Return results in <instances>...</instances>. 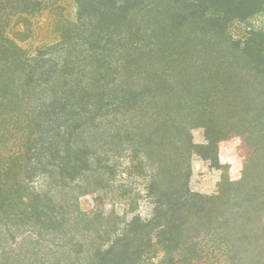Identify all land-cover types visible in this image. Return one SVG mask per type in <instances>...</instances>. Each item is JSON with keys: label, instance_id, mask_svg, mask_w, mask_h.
Wrapping results in <instances>:
<instances>
[{"label": "trees", "instance_id": "1", "mask_svg": "<svg viewBox=\"0 0 264 264\" xmlns=\"http://www.w3.org/2000/svg\"><path fill=\"white\" fill-rule=\"evenodd\" d=\"M75 1L60 40L29 51L10 30L55 0H0V127L28 130L15 166L0 170V264H264V48L168 46L162 34L168 25L181 41L190 18L219 34L244 4L184 0L153 30L158 0ZM198 60L210 65L197 67V87L188 65ZM195 127L206 147L245 144L241 179L226 175L216 195L190 188ZM125 153L144 181L124 190L132 217L83 210L84 195L112 191ZM32 163L29 198L19 191Z\"/></svg>", "mask_w": 264, "mask_h": 264}, {"label": "rangeland", "instance_id": "2", "mask_svg": "<svg viewBox=\"0 0 264 264\" xmlns=\"http://www.w3.org/2000/svg\"><path fill=\"white\" fill-rule=\"evenodd\" d=\"M256 0H231V5L234 7L237 4H244L241 10L244 11V16L241 19H234L224 25V31L219 34L210 33L207 27L199 21L186 20L183 29H178L176 32L183 38L179 42H174L169 39V35L173 33V29L168 25H164L162 34L164 35V45L168 46H197L203 49H219L232 51L235 47H244V45L252 47L264 48V2L260 5L255 3ZM55 7L44 12L43 14L31 19L27 29L20 26L12 28L10 34L12 37H17L19 44L26 50L33 51L44 45H49L60 40L63 22H75L77 19V5L75 0H55ZM177 6L184 7L187 4L184 0H179L175 3L173 0H158L155 11L148 12L147 17L152 24L153 30L161 22V13L167 12L171 8ZM195 11L196 8L190 7ZM165 15V14H164ZM61 20H58L60 19ZM183 19V18H182ZM182 22L184 20H181ZM21 31V32H20ZM21 33V34H20ZM188 38V40H186ZM209 60H198L193 66L188 65V70L193 73V84L201 86L199 76L196 75L198 66L210 65ZM197 79V82H196ZM27 128L25 125L17 124L13 127H0V170L9 168V164L15 166L17 155L20 153L19 145L21 141L28 138ZM193 143L198 147L191 157L193 175L190 180V188L196 193L203 195H216L219 192L222 178L229 175L232 181H239L243 174V168L246 160V148L244 141L239 136L228 137L218 143V147H206L207 138L206 130L203 127H195L192 130ZM130 154L125 153L124 157L115 158L121 167H118V175L113 183L112 191L103 193V196L96 192H91L84 195L80 199V206L85 211L98 209L109 213L113 210L121 217L125 215L131 218L133 213H128L130 206L125 203L124 190L131 192L134 196L141 188L144 190V181L138 178L137 175L130 169L131 161ZM208 157L211 160L207 159ZM214 160V161H213ZM220 164V165H219ZM124 168H127L124 170ZM123 171H125L123 173ZM5 172V171H4ZM10 178H15L16 170L5 172ZM0 174L1 173L0 171ZM34 174L33 163L24 171L22 177L24 184L19 193H24L32 198L33 190L36 187L37 177ZM99 199V200H98ZM99 201V202H98ZM138 213L143 218H148L152 214L153 207L145 198L139 199Z\"/></svg>", "mask_w": 264, "mask_h": 264}]
</instances>
